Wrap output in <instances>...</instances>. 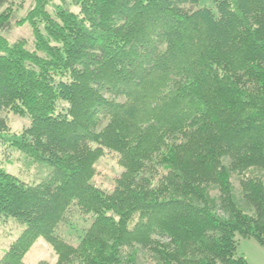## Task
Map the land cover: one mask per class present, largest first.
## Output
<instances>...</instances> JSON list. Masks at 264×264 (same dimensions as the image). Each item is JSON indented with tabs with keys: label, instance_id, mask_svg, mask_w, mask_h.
I'll list each match as a JSON object with an SVG mask.
<instances>
[{
	"label": "trees",
	"instance_id": "1",
	"mask_svg": "<svg viewBox=\"0 0 264 264\" xmlns=\"http://www.w3.org/2000/svg\"><path fill=\"white\" fill-rule=\"evenodd\" d=\"M200 1L32 0L19 16L0 0V144L49 167L34 183L0 167V224L23 225L0 264L38 237L54 264H248L238 238L264 247V0ZM24 24L31 38L3 33ZM106 152L110 189L92 181ZM72 213L91 222L71 242Z\"/></svg>",
	"mask_w": 264,
	"mask_h": 264
},
{
	"label": "rangeland",
	"instance_id": "2",
	"mask_svg": "<svg viewBox=\"0 0 264 264\" xmlns=\"http://www.w3.org/2000/svg\"><path fill=\"white\" fill-rule=\"evenodd\" d=\"M15 1L19 6L18 15L22 16L31 5L32 0ZM199 5H212V1L201 0ZM3 33L10 41L22 36L31 38V29L26 24L15 26L8 32ZM5 115L8 117L11 131L18 132L27 123V120L24 118H19L10 113H5ZM0 167L28 183L36 182L38 178L46 175V171L49 169L47 165H41L30 160L22 153H19V151L8 147L5 143L0 144ZM120 170L121 168L117 164L115 155L112 152L103 153L94 163V176L92 177V181L98 187L110 189ZM262 178L264 180V175ZM234 183L237 186V182ZM69 222H71L70 225L65 224L60 226L58 233L64 239L72 242L76 240V235L81 233L82 228L80 227L84 225L87 227L91 221L90 218H87L82 222L77 214L72 213ZM22 229L23 225L15 222L11 217L0 224V258L10 243L20 234ZM237 251L238 254L246 259L248 264H264V247L259 245L253 238H238ZM57 256L54 248L42 237H38L23 257L21 264H54ZM138 257L139 259L136 264H150L146 262L143 252L138 253Z\"/></svg>",
	"mask_w": 264,
	"mask_h": 264
}]
</instances>
